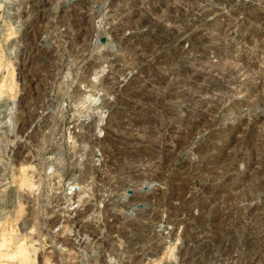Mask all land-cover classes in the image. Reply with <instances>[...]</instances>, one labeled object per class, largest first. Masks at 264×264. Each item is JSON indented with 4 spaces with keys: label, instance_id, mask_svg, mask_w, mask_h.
Segmentation results:
<instances>
[{
    "label": "rangeland",
    "instance_id": "1",
    "mask_svg": "<svg viewBox=\"0 0 264 264\" xmlns=\"http://www.w3.org/2000/svg\"><path fill=\"white\" fill-rule=\"evenodd\" d=\"M0 264H264V0H0Z\"/></svg>",
    "mask_w": 264,
    "mask_h": 264
}]
</instances>
